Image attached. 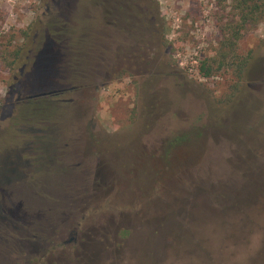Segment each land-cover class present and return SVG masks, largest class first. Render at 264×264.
Wrapping results in <instances>:
<instances>
[{
    "label": "rangeland",
    "instance_id": "obj_1",
    "mask_svg": "<svg viewBox=\"0 0 264 264\" xmlns=\"http://www.w3.org/2000/svg\"><path fill=\"white\" fill-rule=\"evenodd\" d=\"M53 1L0 0V264H168L166 249L169 264H264V20L235 39L233 0H136L153 29L113 28L111 45L99 6L59 0L110 45L118 78L66 94L52 149L18 156L8 133L26 94L11 53ZM186 230L216 262L180 256Z\"/></svg>",
    "mask_w": 264,
    "mask_h": 264
},
{
    "label": "trees",
    "instance_id": "obj_2",
    "mask_svg": "<svg viewBox=\"0 0 264 264\" xmlns=\"http://www.w3.org/2000/svg\"><path fill=\"white\" fill-rule=\"evenodd\" d=\"M92 1L101 9L96 17L102 21L104 31L108 32L107 40L112 45L116 37H113V28L119 30L117 9L121 8L120 0ZM55 2L54 0L46 16L36 21L35 33L29 40L28 48L20 46L11 53L15 57L12 64L22 67L21 72L13 75L14 81L19 83L21 91L26 94L20 99L19 109L12 119V127H17L18 130L14 131L11 128L8 133L14 137L11 139L12 143L15 142L8 150L18 156L20 152L31 151L35 146L41 152L40 144L44 139L49 140L52 149L56 140L55 135L59 130L56 125L67 116L64 106L67 103H74V98H65L66 94H73L80 88H90L96 94L104 83L118 78L116 57L112 56L113 52L110 54V45L102 42L98 45L94 41L95 38L90 40L89 32L84 29V19L81 16L79 19L76 18L73 5L69 4V9L64 11L59 5L60 1ZM233 2L235 10L233 37L238 39L244 31L264 20V0H233ZM135 8L138 10L137 6ZM155 19L157 20L155 21L156 36L157 34L161 36L160 30L166 24L158 22L159 18L156 16ZM24 33L28 32L23 31V37L29 36ZM103 38L105 39L106 35ZM201 70L205 76H210L213 68L208 65V61H203ZM43 92L45 94H42ZM49 134L51 137L46 138ZM189 136L186 134L178 140L183 141ZM4 138L7 140L8 136ZM175 142L171 141L169 144L173 146ZM43 154L42 152L40 156L43 157ZM181 234L180 244L183 245L179 248L184 245L198 248L202 250L200 252L204 254L202 256L207 262H216L217 251L208 248L210 239L192 235L190 230ZM179 254L181 256L180 252ZM188 258L191 259L190 255Z\"/></svg>",
    "mask_w": 264,
    "mask_h": 264
},
{
    "label": "flooded vegetation",
    "instance_id": "obj_3",
    "mask_svg": "<svg viewBox=\"0 0 264 264\" xmlns=\"http://www.w3.org/2000/svg\"><path fill=\"white\" fill-rule=\"evenodd\" d=\"M119 6H121V8L117 9V20L119 22L118 24V28H119V32L120 34H122L124 36V39L128 40L129 38H133L135 37V35L137 34V28H138V24L139 22L141 24L146 23L145 28L148 31H151V29H153V21H154V16L152 14V10L148 9L145 11V9L143 8H139L138 3L136 2V0H120ZM135 6H137V9L135 8ZM152 36V35H151ZM127 45V44H125ZM124 49H126L124 47ZM77 230H72L71 234H76ZM75 240V237H71L70 240H68V242L65 243H70L71 241ZM186 247H188V245L183 246L180 248V252L181 254L184 253V251L186 250ZM189 249H195V248H190ZM211 248V247H209ZM198 250V248H197ZM215 250V249H214ZM165 252H167V256L165 258L166 262L169 264L171 263L172 260L171 259V254L173 255V253L176 252V250H171L169 251L168 249L164 250ZM199 252L202 250H198ZM171 252V254H170ZM168 253L170 255H168ZM201 253V252H200ZM169 258V259H167ZM187 259V257H185V260H183L184 264H191L190 261Z\"/></svg>",
    "mask_w": 264,
    "mask_h": 264
},
{
    "label": "water",
    "instance_id": "obj_4",
    "mask_svg": "<svg viewBox=\"0 0 264 264\" xmlns=\"http://www.w3.org/2000/svg\"><path fill=\"white\" fill-rule=\"evenodd\" d=\"M42 94H45L44 92Z\"/></svg>",
    "mask_w": 264,
    "mask_h": 264
}]
</instances>
